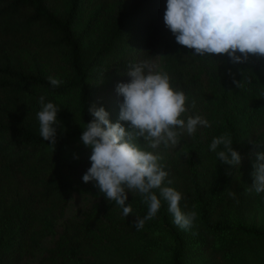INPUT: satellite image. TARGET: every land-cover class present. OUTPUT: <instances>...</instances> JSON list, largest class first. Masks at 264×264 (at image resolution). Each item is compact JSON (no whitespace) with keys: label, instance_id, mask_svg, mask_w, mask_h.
<instances>
[{"label":"rangeland","instance_id":"rangeland-1","mask_svg":"<svg viewBox=\"0 0 264 264\" xmlns=\"http://www.w3.org/2000/svg\"><path fill=\"white\" fill-rule=\"evenodd\" d=\"M49 3L59 15L63 14L65 0H51ZM84 7L76 32L85 31L82 38L84 57L92 61L109 38L116 6L114 2L108 4L105 0H86ZM148 34L156 36L146 59L152 61L154 71L171 75L164 55L166 44L175 55L176 65L172 64L171 71L175 76H170V83L188 98V112L182 118L200 115L211 125L198 127L192 136L183 133L177 147L165 149L161 146L156 150L164 157L160 163L169 173L164 186L182 194L180 207L183 212L195 211L197 214L191 228L181 229L174 223L165 201L169 221L187 242L184 263L264 264V240L231 234L217 236L210 234L201 222L204 201L209 202L210 221L215 226L243 225L264 229V193L249 190L253 184L254 154L264 152V57L250 55L246 62L234 63L230 71L226 55L206 54L200 57L195 55L194 50L177 44L162 17L154 22L146 18L133 21L123 38L116 43L121 44L118 59L126 60L128 66L140 63L144 50L133 52L128 49L131 45L141 44ZM117 68L114 63L110 66L104 63L94 69L97 74L92 81V106L103 107L109 113L110 122H120L127 129V123L119 121V105L123 98L116 92L114 71ZM234 81L241 86L237 87ZM40 94L46 99L51 98L45 92ZM77 95L78 92H73L56 98V101L63 108H72L77 103ZM192 101H195V108L191 107ZM232 130L237 135L233 150L239 152L242 158L240 166L235 167L222 164L216 153L210 151L214 137L228 135L231 138ZM90 155L91 151L80 158L82 161L76 168L64 169L59 175L64 183L91 187V192L74 195L54 209L40 207L51 225L46 238L28 250L16 248L15 240L10 241L13 246H0V264H49L45 259L46 253L56 247L65 232L74 233L73 226L84 212L99 205H103L106 212L94 225L97 231L85 237L80 244L81 258L94 264H170L168 251L173 243L164 231L162 217L157 214L152 220L145 221L141 230L133 227L135 219H142L148 211L139 193H128L125 206L132 204L133 211L125 217L122 208L115 201L106 200L94 187V182H83L82 176L91 167ZM225 177L226 183L222 182ZM168 180L172 183L168 184ZM156 191L159 193L158 189ZM229 191L235 196H230ZM201 198L203 201L200 203ZM1 232L0 227V238Z\"/></svg>","mask_w":264,"mask_h":264},{"label":"trees","instance_id":"trees-1","mask_svg":"<svg viewBox=\"0 0 264 264\" xmlns=\"http://www.w3.org/2000/svg\"><path fill=\"white\" fill-rule=\"evenodd\" d=\"M51 0H0V246H13L15 240L19 250H28L42 242L51 225L40 207L54 209L74 195L88 194L92 188L71 186L64 183L59 173L74 169L80 158L91 151L83 145L82 129L93 120L88 109L92 107V81L94 69L106 63L118 65L114 71V82L128 83L126 60H119V42L129 26L138 18L154 22L164 17L167 0H105L115 3L116 15L108 40L92 61L84 57L83 36L76 32L79 18L86 0H65L63 14L59 15L49 6ZM93 18V17H91ZM91 22V21H90ZM90 22L88 24H90ZM87 32V31H86ZM156 36L146 35V40L128 49L144 50L140 63L146 61ZM164 55L170 76L176 65L175 55L169 44ZM227 56V55H226ZM228 69L234 62L227 56ZM63 81L53 87L48 77ZM40 92L51 98L60 112L57 119V143L55 149L39 134L37 113ZM78 92L77 103L72 108L59 106L56 98ZM39 128V127H38ZM233 149L237 135L231 131ZM90 162V161H89ZM194 182L197 184L196 177ZM226 183L227 178L222 179ZM221 188V187H220ZM161 200L158 215L163 228L172 240L170 264H185L188 246L178 229L167 217V204ZM218 193V192H217ZM199 195V193L197 192ZM217 195V194H215ZM202 198L200 203L202 202ZM209 202L201 208L204 228L215 235H240L264 240V229L256 227L215 226L210 221ZM103 205L89 209L73 226L74 233L65 232L55 248L46 253L49 264H94L79 256V246L84 238L97 231L95 223L105 214ZM6 230V231H5ZM82 233L83 236H79Z\"/></svg>","mask_w":264,"mask_h":264},{"label":"clouds","instance_id":"clouds-1","mask_svg":"<svg viewBox=\"0 0 264 264\" xmlns=\"http://www.w3.org/2000/svg\"><path fill=\"white\" fill-rule=\"evenodd\" d=\"M163 19L176 43L194 50L196 56L227 55L234 63L246 62L250 55L264 57V0H167ZM153 68L151 60L131 64L126 73L130 82L116 86L117 94L123 98L119 121L126 122L127 129L120 122H110L103 107L93 105L88 109L93 120L82 129L81 140L91 149V167L82 180L85 184L94 182L106 200L115 201L122 208L125 217L133 211L132 204L125 206L128 193H139L148 211L142 219H135L136 230H141L145 221L152 220L161 208V200L154 191L158 189L169 205L174 223L187 230L197 214L183 212L182 194L164 186L169 173L160 163L164 157L156 150L161 146L177 147L183 133L192 136L198 127L211 125L200 115L182 118L188 112L187 96L171 86L168 73ZM48 81L53 87L63 83L51 76ZM45 99L39 98V134L55 149L60 109ZM191 107L195 108V101ZM232 145L228 135H221L212 139L210 151L216 153L222 164L240 166L241 155ZM254 155L253 184L249 190L260 194L264 193V152ZM229 195L234 197L235 193L229 191Z\"/></svg>","mask_w":264,"mask_h":264}]
</instances>
